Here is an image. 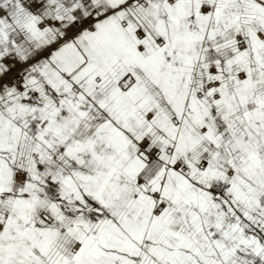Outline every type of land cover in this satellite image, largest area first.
Returning a JSON list of instances; mask_svg holds the SVG:
<instances>
[{"label": "snow or ice", "instance_id": "snow-or-ice-1", "mask_svg": "<svg viewBox=\"0 0 264 264\" xmlns=\"http://www.w3.org/2000/svg\"><path fill=\"white\" fill-rule=\"evenodd\" d=\"M0 264H264V0H0Z\"/></svg>", "mask_w": 264, "mask_h": 264}]
</instances>
